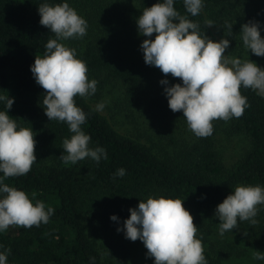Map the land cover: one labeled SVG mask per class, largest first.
I'll list each match as a JSON object with an SVG mask.
<instances>
[{
	"label": "trees",
	"instance_id": "trees-1",
	"mask_svg": "<svg viewBox=\"0 0 264 264\" xmlns=\"http://www.w3.org/2000/svg\"><path fill=\"white\" fill-rule=\"evenodd\" d=\"M67 2L88 23L83 38L60 41L76 49L77 58L86 62L89 80L97 81V91L88 98L77 96L76 105L86 113L82 130L91 137L90 148L102 147L107 159L98 163L85 158L65 165L60 159L63 140L71 138L66 123L48 120L43 98L45 91L30 71L35 55L43 56L45 45L54 34L40 21L38 7ZM163 0H0V95L14 98L8 114L18 126L32 128L37 161L31 171L5 180L9 186L31 193L54 209L47 224L39 227H10L0 233V252L10 248L7 264H110L108 255L125 238L124 221L130 208L149 196L181 199L194 217L197 238L202 240L208 264H222L238 250L232 244L219 254L209 243V221L215 209L237 185L264 187V97L241 87L248 107L240 118L215 120L214 131L206 138L196 137L187 127L182 112H172L165 87L181 83L171 75L162 76L158 68L145 64L142 49L126 42L149 39L139 34L136 20L145 7ZM199 15L186 12L183 0L174 7L200 25L201 35L219 41L205 21L237 19L243 12L249 21L259 22L264 38V0H203ZM238 23L227 36L225 54L233 56ZM155 38V34L151 39ZM162 79L168 85L160 84ZM110 87L123 89L125 117L134 118L148 101V110L160 122L159 141H144L118 128L112 113L96 111L94 103L111 93ZM0 111H7L0 101ZM116 115V114H115ZM244 138L247 148L240 159L228 167L219 151L220 135ZM168 140L165 147L160 143ZM125 169L123 177L116 176ZM3 174L0 173V176ZM264 219V205L260 211ZM117 216L113 221L111 216ZM206 228L207 234L204 232ZM264 244V227L259 226Z\"/></svg>",
	"mask_w": 264,
	"mask_h": 264
},
{
	"label": "clouds",
	"instance_id": "clouds-1",
	"mask_svg": "<svg viewBox=\"0 0 264 264\" xmlns=\"http://www.w3.org/2000/svg\"><path fill=\"white\" fill-rule=\"evenodd\" d=\"M186 12L197 16L202 11L203 0H183ZM39 23L48 28L55 38L45 45L43 56L35 55L30 71L35 82L45 91L43 105L48 120L66 123L71 138L63 140L62 162L76 164L85 158L97 163L107 159L102 147H89L91 137L81 128L87 116L76 105V97L88 98L97 91V81L89 80L85 61L77 58L75 48L60 41L83 38L88 23L67 2L38 7ZM140 35L149 37L140 45L144 62L158 68L164 76L171 75L181 83L165 87L168 107L174 113L182 112L188 129L198 138H206L214 131L215 120L228 121L240 118L249 106L241 94V87L251 89L264 97V68L250 59L241 60L225 54L229 39L219 41L201 35L200 25L182 15L174 0H163L145 7L136 20ZM207 27L214 22L205 21ZM229 34L232 25L226 24ZM243 46L256 56H264V38L259 22L249 21L241 26ZM155 34V38L151 37ZM168 85L167 79L160 81ZM7 111H0V233L10 227L32 228L47 224L54 213L51 206L35 200L36 193L27 192L5 183L8 178L28 174L37 161L36 140L32 128L18 126L8 114L14 98L0 95ZM104 108L96 105V111ZM123 177L125 169L115 173ZM264 205V187L237 185L234 192L217 205L215 216L219 220V233L232 231L238 221L256 224L258 206ZM130 216L123 223L125 238L140 240L147 256L154 264H208L202 240L197 238L198 227L194 217L184 207L181 199L149 196L140 200L137 207L129 209ZM111 220L117 221L113 215ZM2 247V246H0ZM11 249L0 252V264H7ZM253 258L264 260V253L255 250Z\"/></svg>",
	"mask_w": 264,
	"mask_h": 264
},
{
	"label": "rangeland",
	"instance_id": "rangeland-1",
	"mask_svg": "<svg viewBox=\"0 0 264 264\" xmlns=\"http://www.w3.org/2000/svg\"><path fill=\"white\" fill-rule=\"evenodd\" d=\"M239 24L238 34H236L234 40V51L231 52L235 58L241 60L250 59L255 62L259 67L264 68V56H256L251 51H248L243 46L241 39V26L247 23V14L244 12L240 14L238 20L233 18H228L226 20H215L212 28L217 34L219 40L229 36V32L225 27L226 24ZM126 42L134 47V50L141 49V42L137 39V42L133 38L125 37ZM152 68H156L151 66ZM159 70V69H158ZM160 71V70H159ZM161 72V71H160ZM162 73V72H161ZM162 76L164 74L162 73ZM111 93L105 96L102 100L96 101L94 105L99 103L104 104L103 110L105 114L112 113L115 117V122L118 124V128L130 135L140 137L144 141L151 142L159 141V136H157L156 125L159 126L160 122L154 118V114L148 110V101H145L141 111L135 113L134 118L125 117L123 114L122 103L120 98L123 97V89L120 87H110ZM116 114V115H115ZM162 146H166L168 140H163L160 143ZM248 142L244 138L231 137L228 138L223 134L218 137V147L219 151L223 155L224 163L228 167L232 166L239 159L241 154L247 148ZM263 205L258 206V213L255 217L257 223L252 224L250 221H238V226L232 231H226L223 236L219 233V220L214 215L210 221V228L208 229L209 243L207 245L211 246L216 253L228 250L227 245L230 243L238 250L237 253L233 251L232 255L228 259H223L222 264H264V260H257L253 258V252L255 250L264 253V244L258 245L254 238L252 230L255 231V239L260 238L257 236L260 234L259 226L264 227V219L261 217L260 211ZM206 232V228L204 229ZM122 245L115 246L113 249L109 250L108 260L110 264H154V258L147 256V249L140 240L135 242L130 241L126 238L121 237Z\"/></svg>",
	"mask_w": 264,
	"mask_h": 264
}]
</instances>
